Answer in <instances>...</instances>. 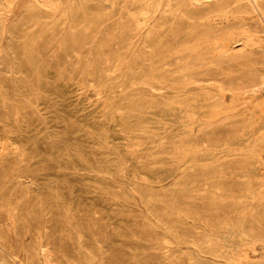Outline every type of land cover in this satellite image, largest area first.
Segmentation results:
<instances>
[{"label": "rangeland", "instance_id": "obj_1", "mask_svg": "<svg viewBox=\"0 0 264 264\" xmlns=\"http://www.w3.org/2000/svg\"><path fill=\"white\" fill-rule=\"evenodd\" d=\"M203 1L0 0V256L42 264L44 246L52 264L263 261L264 92L250 89L264 33L239 50L256 12L241 28L237 9L215 15V32ZM223 40L238 51L219 55ZM193 69L214 79L178 82Z\"/></svg>", "mask_w": 264, "mask_h": 264}, {"label": "bare ground", "instance_id": "obj_2", "mask_svg": "<svg viewBox=\"0 0 264 264\" xmlns=\"http://www.w3.org/2000/svg\"><path fill=\"white\" fill-rule=\"evenodd\" d=\"M169 1V0H168ZM171 1V0H170ZM198 1V0H197ZM3 3V2H2ZM42 3V2H41ZM167 3V2H166ZM43 4V6L44 7H48V5H47V3H42ZM200 5H202V6H204V10H203V16L205 17V21L207 22V28H209V30H212V31H219L220 30V28L221 27H218L217 25H218V23H215V22H213V17L216 15V16H218L219 17V19H221V20H224L226 17H227V14L228 13H230L231 12V10H232V8H235V9H237V11L238 12H240L239 13V15L238 16H236L237 18H239V22L236 24L239 28H241V27H244L247 23H246V19L244 18V16L242 15V13H245V14H250V13H252V12H256V14H257V16H256V19H255V22H256V24H255V26H254V29H253V31L254 32H244V31H242L243 33H241V36H239L238 35V33H237V35L239 36V38L236 40V41H234L235 43H237V41L238 42H240V49L239 50H244L246 47H248V46H258L257 45V41H255L254 39H253V36H254V38H255V35H257V33L258 32H261L262 33V35H263V33H264V0H204L203 2H201V3H199ZM263 4V5H262ZM150 5V4H149ZM166 5V4H165ZM169 5V4H168ZM185 5V4H184ZM196 5H198V3L196 4ZM142 6V5H141ZM199 6V5H198ZM174 7H176V6H174ZM169 8V7H168ZM53 10V9H52ZM163 10V9H162ZM165 10V9H164ZM181 11V10H180ZM180 11L178 10V8H176L175 10H173L171 13L172 14H177V13H180ZM144 11H140V13L142 14ZM171 13H170V15H171ZM181 15L183 14V13H180ZM179 14V15H180ZM169 15V14H168ZM50 15H46V16H44L46 19H48V18H50L49 17ZM135 16V15H134ZM251 16V15H250ZM155 19H157V17L155 18ZM249 19H250V17H249ZM198 19H196V21H197ZM201 20V19H200ZM229 20V19H228ZM144 21V20H143ZM189 21V20H188ZM217 21V20H216ZM218 21H220V20H218ZM237 21V20H236ZM248 21V20H247ZM252 21V20H251ZM223 22V21H222ZM193 23V22H192ZM203 23V22H202ZM144 24V23H143ZM151 24V23H150ZM199 24H201V22L199 23ZM223 24V23H222ZM254 24V23H253ZM46 25V24H45ZM190 25V24H189ZM196 25H198V24H196ZM195 26V25H194ZM194 26H192V27H194ZM199 26V25H198ZM204 26V25H203ZM221 26H223V25H221ZM43 27V26H42ZM149 27V26H148ZM184 27H186L185 25H184ZM187 27H188V25H187ZM206 28V29H207ZM235 28H237L236 26L235 27H233V26H231V30H234ZM41 29H46V30H49L50 28L49 27H47V28H41ZM143 29V27L142 26H139L138 25V27H137V30H139L138 32H140V30H142ZM224 29H226V28H224ZM40 30V29H39ZM45 30V31H46ZM229 29H226V31H228ZM237 30H239V29H237ZM245 30V29H244ZM149 31H150V28H147V31H146V34L144 35V37L145 38H149L150 37V34H149ZM187 31V30H186ZM185 31V32H186ZM236 31V30H235ZM208 32V31H207ZM237 32V31H236ZM209 33V32H208ZM227 33V32H226ZM235 33V32H234ZM240 33V32H239ZM249 33V34H248ZM184 34V33H183ZM187 34V33H186ZM185 34V35H186ZM223 35H226V34H223ZM235 35V34H234ZM46 36V35H45ZM213 36V35H212ZM228 36V35H227ZM232 36V35H231ZM257 36H259V35H257ZM180 37V36H179ZM191 37V36H190ZM200 37V36H199ZM204 37V36H203ZM226 37V36H225ZM204 38H206L205 40H207L208 38L207 37H204ZM227 38V37H226ZM229 38V37H228ZM234 38V37H233ZM258 38V37H257ZM144 39V38H143ZM197 39V38H196ZM203 39V38H202ZM210 39V38H209ZM215 39H218V38H214V42H215ZM261 39V38H260ZM193 40H195V39H193ZM199 40V39H198ZM220 40V39H219ZM175 41V40H174ZM200 41V40H199ZM210 41H212V40H210ZM229 41V40H228ZM143 42V41H142ZM221 42V41H220ZM231 42H233V41H231ZM260 42V41H259ZM264 42V41H263ZM137 43V42H136ZM193 43V42H192ZM210 43H212V42H210ZM219 43V42H218ZM234 43V44H235ZM191 44V43H190ZM84 45V44H83ZM134 45H136V44H133L132 46H134ZM171 45H173V44H171ZM170 45V46H171ZM192 45V44H191ZM203 45V44H202ZM206 45H207V43H206ZM214 45V44H213ZM212 45V46H213ZM264 45V44H263ZM126 46V45H125ZM130 46V45H129ZM128 46V47H129ZM194 46V45H193ZM192 46V47H193ZM205 46V45H204ZM211 46V47H212ZM182 47H184V48H182L181 50H180V52L182 53L183 51H185V49H186V47L187 46H182ZM200 47V46H199ZM211 47H209V48H211ZM262 47V46H261ZM177 48H179V47H177ZM191 48V47H190ZM194 48V47H193ZM203 48V47H202ZM208 48V47H207ZM219 52L218 53H220L219 55H225V54H230V55H232L233 54V51H235V50H237L238 51V49H235V46H232L231 44H229L227 41H224L223 40V43L222 44H220L219 45ZM263 48V47H262ZM173 49H175V48H172V50L171 51H174ZM213 49V48H212ZM216 49V48H215ZM214 49V50H215ZM155 51H156V49H154ZM179 50V49H178ZM192 50V49H191ZM198 50H199V48H198ZM197 50V51H198ZM204 50H206V49H204ZM209 50V49H208ZM190 51V50H189ZM202 51V50H201ZM167 52V51H166ZM175 52V51H174ZM177 52H179V51H176V54H177ZM261 52H263L262 50H261ZM134 53V52H133ZM172 53V52H171ZM187 53V52H186ZM193 53V52H192ZM198 53V52H197ZM213 53H215V51L213 52ZM212 53V54H213ZM170 54V53H169ZM168 53H167V55H169ZM175 54V55H176ZM190 54H191V52H190ZM194 54H196L195 52H194ZM132 55V54H131ZM141 55V54H140ZM156 55V54H155ZM166 55V54H165ZM174 55V54H173ZM178 55V54H177ZM176 55V56H177ZM217 55V54H216ZM215 55V56H216ZM262 55V54H261ZM163 56V55H162ZM181 56H182V54H181ZM207 56H209L208 54H207ZM160 57V56H159ZM190 57V56H189ZM262 57V56H261ZM177 58H179V57H177ZM202 58V57H201ZM204 58H205V56H204ZM132 59V58H131ZM158 59V58H157ZM50 60V59H49ZM154 60V59H153ZM178 60H180V59H178ZM189 60H190V58H189ZM213 59H211V61H212ZM224 60H225V58H224ZM129 61V60H128ZM168 61V60H167ZM99 62V61H98ZM140 62V61H139ZM153 62V61H152ZM206 62V61H205ZM133 63V62H132ZM184 64L185 63H187L186 61L185 62H183ZM188 63H189V61H188ZM200 63V62H199ZM208 63V62H207ZM261 63V62H260ZM209 64V63H208ZM157 65H159V64H157ZM206 65V64H205ZM99 66V65H98ZM204 66V65H203ZM184 66H181V68H183ZM216 67H218V66H216ZM174 68H175V66H174ZM209 68V67H208ZM120 69V68H119ZM185 69H189V67L188 68H185ZM141 70V69H140ZM155 70V69H154ZM165 69H163L162 70V72L164 71ZM105 71H107V69H104L103 70V74L101 75V77H102V79H104L106 76H105ZM160 71V70H159ZM158 71V72H159ZM167 71V70H166ZM157 72V74H159ZM194 72V73H193ZM200 73V71L198 70V71H196V69H193V71H191V72H189V75H182L181 74V81H178L179 83H181V82H183V83H185V80L187 79L188 81H191V82H198V81H208V80H212V79H214V78H212L213 76H205V74L203 75V74H199ZM198 75H201V76H198ZM128 76V75H127ZM143 76V75H142ZM176 76V75H175ZM187 76V78H185ZM217 77V76H216ZM173 79H174V76L172 77ZM171 78V79H172ZM182 78H185V80L184 79H182ZM218 78V77H217ZM127 79H128V77H127ZM176 79V78H175ZM128 81H129V79H128ZM177 82V83H178ZM216 82H218V81H216ZM162 83H163V81H162ZM219 83V85L221 84V81H219L218 82ZM154 84V83H153ZM181 85V84H180ZM203 85V84H202ZM211 85V84H210ZM200 87H202V86H200ZM213 87V86H212ZM218 87V86H217ZM196 88V87H195ZM209 89V88H208ZM250 89V88H249ZM249 89H247V90H249ZM140 90V89H139ZM142 90V89H141ZM145 90V89H144ZM190 90V89H189ZM212 90H214V88L212 89ZM246 89H242L241 91H242V93L244 94L246 91H247ZM148 91V90H147ZM188 91V90H187ZM219 91V90H218ZM217 91V92H218ZM250 91L252 92V93H257V91H259V92H264V75H261L260 74V76H259V78H258V82L256 83V84H254L253 86H252V88L250 89ZM165 92V91H164ZM186 92V91H185ZM192 92V91H191ZM222 92V91H221ZM221 92H218L219 94H221ZM211 93V92H210ZM235 93V92H234ZM250 93V92H249ZM198 94V93H197ZM213 96V94H210V96ZM231 95V94H230ZM250 95H251V93H250ZM196 96V95H195ZM200 96V95H199ZM219 96V95H218ZM217 96V97H218ZM235 96V95H234ZM233 96V97H234ZM247 96V95H246ZM181 97V96H180ZM214 97H216V96H214ZM245 97V96H244ZM248 97V96H247ZM255 97V96H254ZM196 98V97H195ZM201 98V97H200ZM211 98V97H210ZM239 98V97H238ZM251 98V97H250ZM189 99V98H188ZM193 99V98H192ZM206 99V98H205ZM235 99V98H234ZM252 99V98H251ZM180 100V99H179ZM196 100V99H195ZM201 100V99H200ZM214 100V99H213ZM215 100H217V99H215ZM222 100V99H221ZM240 100V99H239ZM145 101V100H144ZM186 101H187V99H186ZM194 101V100H193ZM201 101H203V100H201ZM251 101V100H250ZM253 101V100H252ZM143 102V101H142ZM234 102V101H233ZM239 102H241V101H239ZM179 103V102H178ZM181 103H182V101H181ZM203 103V102H202ZM226 103V102H225ZM243 103V102H242ZM191 104V103H190ZM194 104V103H193ZM198 104H199V101H198ZM197 104V106H199ZM218 104V103H217ZM245 104V103H244ZM256 104V106L257 107H261L262 109L261 110H263V108H264V101H261V102H257V103H255ZM140 105V104H139ZM175 105H178L177 104V102H176V104ZM184 105H186L185 103H184ZM188 105V104H187ZM203 105V104H202ZM230 105V104H229ZM240 105V104H239ZM183 106V105H182ZM190 106V105H189ZM193 106V105H192ZM216 106V105H215ZM191 107V106H190ZM218 107H219V105H218ZM221 107V106H220ZM228 107V106H227ZM139 108V106H134V107H132V108H130L129 109V111H128V113H127V117H128V115L130 114V112H132V111H134V110H137ZM230 108H231V106H230ZM173 109H174V107H173ZM203 109V108H202ZM209 109V108H208ZM223 109V108H222ZM222 109H220V110H222ZM227 109H229V108H227ZM176 110V109H175ZM175 110H173V112L175 111ZM181 110V109H180ZM224 110V109H223ZM178 111V110H177ZM216 111V110H215ZM218 111V110H217ZM205 112H207V111H205ZM219 112H221V111H219ZM176 113H178V112H176ZM179 113H180V111H179ZM184 113H185V110H184ZM186 113H187V111H186ZM213 113H217V112H213ZM227 113V112H226ZM194 115H195V113H193ZM176 116L178 115V114H175ZM185 115V114H184ZM235 116V115H234ZM185 117H187V116H185ZM188 118V117H187ZM213 118V117H212ZM224 118V117H223ZM253 118V117H252ZM184 119V118H183ZM219 119V118H218ZM225 119V118H224ZM138 123H140V122H138ZM136 124V126H139V124ZM204 123V122H203ZM215 123V122H214ZM201 125V124H200ZM198 126V125H197ZM206 127V126H205ZM204 127V128H205ZM222 130V129H221ZM200 133V132H199ZM190 138V137H189ZM189 147V146H188ZM187 147V148H188ZM191 149H192V147H191ZM195 149V148H194ZM190 150V149H189ZM186 152H188V151H186ZM258 218V217H257ZM240 226V225H239ZM240 231H242V232H244L243 230H240ZM240 233V232H239ZM257 242V241H256ZM44 246H42L40 249H39V254L40 255H42V258L40 259L42 262V264H52L51 263V261L49 260V257H48V255L49 254H47V250L45 249V248H43ZM253 248V247H252ZM2 251H5L4 249H1ZM254 251V250H253ZM256 251V250H255ZM3 253V252H2ZM7 254V253H6ZM16 256V255H15ZM20 259V258H19ZM247 260V259H246ZM20 263V262H19ZM241 263V262H240ZM0 264H11V262L9 261V259H7V258H5L3 255H1L0 256ZM20 264H22V262L20 263ZM72 264H75V263H72ZM247 264H264V259H263V261L262 262H252V263H250V262H248Z\"/></svg>", "mask_w": 264, "mask_h": 264}]
</instances>
